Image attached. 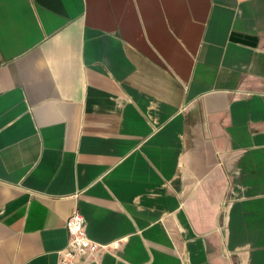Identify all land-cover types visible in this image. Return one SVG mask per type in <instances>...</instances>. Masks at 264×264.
Here are the masks:
<instances>
[{"label": "crops", "instance_id": "1", "mask_svg": "<svg viewBox=\"0 0 264 264\" xmlns=\"http://www.w3.org/2000/svg\"><path fill=\"white\" fill-rule=\"evenodd\" d=\"M264 264V0H0V264Z\"/></svg>", "mask_w": 264, "mask_h": 264}, {"label": "built area", "instance_id": "2", "mask_svg": "<svg viewBox=\"0 0 264 264\" xmlns=\"http://www.w3.org/2000/svg\"><path fill=\"white\" fill-rule=\"evenodd\" d=\"M69 240L63 251L62 264H75L77 259H89L107 253L119 246V242L100 244L93 241L87 234L84 218L79 212L73 213L66 221Z\"/></svg>", "mask_w": 264, "mask_h": 264}]
</instances>
